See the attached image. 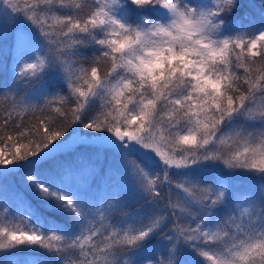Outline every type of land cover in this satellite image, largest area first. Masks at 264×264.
Instances as JSON below:
<instances>
[{"label":"snow or ice","instance_id":"6c2138e0","mask_svg":"<svg viewBox=\"0 0 264 264\" xmlns=\"http://www.w3.org/2000/svg\"><path fill=\"white\" fill-rule=\"evenodd\" d=\"M0 264H264V0H0Z\"/></svg>","mask_w":264,"mask_h":264}]
</instances>
